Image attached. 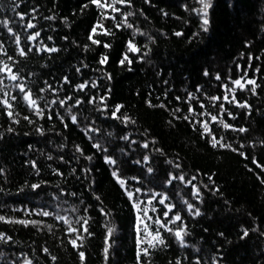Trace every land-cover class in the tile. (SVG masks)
Here are the masks:
<instances>
[{
    "label": "trees",
    "instance_id": "16d2710c",
    "mask_svg": "<svg viewBox=\"0 0 264 264\" xmlns=\"http://www.w3.org/2000/svg\"><path fill=\"white\" fill-rule=\"evenodd\" d=\"M15 4L19 7L13 11ZM115 7L120 11L99 9L90 0H0V21H8L7 27L0 24V46L7 53L0 54V61L18 74V82L32 91L44 110L43 118L33 115L21 99L18 82L0 74V87L19 113L15 124L0 114V215L39 222L35 227L0 222V232L9 238L0 240V264H80L78 250L85 252L84 264H105L107 227L114 229L108 264H137V216L143 213L133 208V202L147 209L139 224L140 247L149 251L141 256L143 264H176L177 260L181 264H264V171L253 163L254 158L264 166V0H212L207 32L201 31V18L192 11L201 7L196 0H131V7ZM101 12L114 19L102 20L103 28L93 36L101 43L95 45L88 37L101 21ZM128 12L133 13L127 19L133 27H118L121 14ZM29 21L36 27L25 28ZM103 29L112 34H103ZM35 32L40 36L29 40ZM17 35L21 48L33 49L24 58L17 55ZM130 40L141 49L139 53L128 49ZM105 43L111 47L105 48ZM45 47L59 51H36ZM125 53L132 63L122 66L119 62ZM105 55L107 61L101 65ZM245 73V80L254 79L259 85L255 95L249 91L251 85L241 90L232 84ZM85 82V89L76 87ZM92 82L97 87H91ZM48 85L51 89L41 92ZM189 94L194 99L189 100ZM225 95L229 100L235 95L236 102L225 101ZM12 96L17 99L12 101ZM101 96L106 97L104 103ZM67 97L72 99L63 107L51 103ZM92 97L95 103L88 102ZM76 100L82 103L76 105ZM237 102L249 107H238ZM117 105L123 106L117 113L120 119L112 117ZM6 111L0 105V113ZM71 115L77 117L76 124ZM124 116L134 123H125ZM212 116L217 120L212 121ZM220 120L231 128L225 129ZM205 123L211 135H202ZM88 128L95 131L86 133ZM212 136L231 147L213 148ZM93 143L107 151H98ZM145 143L147 148L142 146ZM77 145L83 156L75 151ZM105 156L116 161L126 188L112 177ZM32 184L41 186L33 190ZM193 186L199 190L197 197ZM129 191L133 201L126 194ZM164 197L162 205L159 200ZM187 204L201 214H190ZM165 205L173 206L169 217H182V222L167 226L185 228L187 247L152 223L164 221ZM37 210L53 215L24 214ZM58 216L67 217L78 231L69 233V225ZM85 217L91 236L81 228ZM156 230L165 244L149 248L155 241L147 233ZM80 234L85 237L83 247L73 249L69 241Z\"/></svg>",
    "mask_w": 264,
    "mask_h": 264
},
{
    "label": "snow or ice",
    "instance_id": "6c2138e0",
    "mask_svg": "<svg viewBox=\"0 0 264 264\" xmlns=\"http://www.w3.org/2000/svg\"><path fill=\"white\" fill-rule=\"evenodd\" d=\"M13 2L15 3V0H13ZM90 2L92 4H95L99 9H111L113 12H119L120 11L119 8L115 7L116 4L127 5V6L131 7V0H110V2H109V0H90ZM146 2H148V0H146ZM196 2L198 4H200L201 7L193 9L192 11L196 12V14L198 16H200V18H201V25H200L201 31L207 32L209 30L208 29V25H209L208 10L212 6V0H196ZM16 7H19V5L15 4V7L13 8V11H15ZM85 7H87V5H85ZM121 15H122L123 19H122V21H120V23L117 26L119 27L122 24L124 27L132 28L133 25L130 24V23H127V19H128L129 16H132L133 13L132 12H128L126 14L122 13ZM101 17H102L101 21L98 22L97 25L94 26L91 29L92 35H90L88 37L89 40L91 41V43L95 44V45H99L101 43V41H98V40L94 39L93 36L99 34L97 32V28H103L102 20L103 19H114V17H106V16H104L103 12H101ZM20 19L21 20L24 19V16L22 14L20 15ZM47 19H54V17H47ZM0 24H3L4 27H7L8 26V21H6V20L0 21ZM35 27H36V25L31 23V21H29L25 25V28H27V29H32V28H35ZM8 30H9V33H11V29L9 28ZM103 34L110 35L112 33H111V31L109 29H103ZM139 34L140 35H144V33H139ZM134 35H135V33H134ZM175 35L180 36V35H182V33L177 32V33H175ZM194 35H198V33L194 34ZM39 36H40V33L39 32H35L34 34L30 35L28 37V39L29 40H36ZM49 39H51V37H49ZM149 39H151V38H149ZM152 42L154 43V41H152ZM16 44H17V55L20 56L21 58L26 57L29 52L33 51L32 48H28L25 51L23 48L20 47V37L18 35L16 36ZM104 47L105 48H109V47H111V45L105 43ZM145 47H147V45H145ZM128 49L131 52H133V53H139L141 51L140 48L135 46V44H134V42L132 40H130L128 42ZM36 51L37 52L46 51V52L53 53V52L59 51V49H57L55 47H52V48L45 47V48H42V49L41 48H37ZM0 54L7 55V53L3 51L2 46H0ZM147 54H148L147 52L143 53V55H145V56ZM8 59L12 60L13 58L11 56H9ZM249 59H251V57H249ZM106 61H107V56L105 55V56H102V58L99 61V63L101 65H103L104 63H106ZM125 62H127L128 64L132 63V61L129 58V56L127 55V53H125L123 59L120 60L119 63L123 66L125 64ZM77 71L79 72L80 69L78 68ZM129 71H131V68H129ZM257 71H259V69H257ZM0 74L6 75L7 79H9L10 81H13V82H18L20 80V77L18 76V74L14 73L12 71V68L7 63H5L3 61H0ZM204 74L208 75L207 72H205ZM106 75H108V74L106 73ZM246 76H247V74L245 73V75L242 76L240 79H236V80L232 81V84L235 85L236 87H238L241 90L245 89V85L246 84L247 85H251L252 87H251V89H249V91H251V93L253 95H255L256 94V88L259 87V85L257 84L256 80H254V79H246L245 80ZM108 78L111 79L110 75H108ZM216 79L219 80L220 77L217 76ZM242 80H244V83H242ZM68 82H69L68 79L65 78L64 79V83H68ZM45 83L47 84V82H45ZM2 85H3V80L0 79V86H2ZM87 86H88L87 82H85L83 84L77 85L76 87L78 89H80V90H83ZM16 87L19 89V92L22 94L21 99L27 105L28 110L33 115H36L38 118H43L44 117V110L39 106L37 100L33 98L34 94L32 93V91L31 90H27L23 83H19V82L16 83ZM91 87H93V88L97 87L96 83L92 82ZM49 89H51V85H48L46 89H41V92L47 91ZM52 91H53V94H55V90L52 89ZM0 92L3 93V98H0V105H3L4 109L7 110L6 113H0V114H6L8 116V118L11 120V122L14 123V124L15 123H19V120L15 118V117L19 116V113L13 111V105H12V103H10V100H9V93L4 90V87H0ZM228 92L234 93L235 89L234 88H228ZM16 99L17 98L15 96L11 97L12 101H15ZM40 99L43 100L44 97L41 96ZM70 99H72V97H67L66 99H61V100H58V101L57 100H53V101H51V103L52 104L59 103L60 107H63L66 104L67 100H70ZM99 99H100V103H104V100L106 99V97L101 96ZM177 99H179V97H177ZM188 99L192 100V99H194V97L191 94H189ZM210 99L211 100H218L219 97H211ZM95 100H96V97H92V99H90L88 102L89 103H95ZM224 100L227 101V102H230V103L231 102H236V97H235V95H233L232 99L229 100L228 95H225L224 96ZM81 103H82V101L76 100V105H79ZM159 106L160 107H164V105H162V104L159 105ZM237 106L241 107V108H248L249 107V105L247 103L240 104L238 102H237ZM122 107H123L122 105H117L116 106L115 110L112 112V117L114 119H120V117L117 116V113L120 112V109ZM149 107H155V105L149 104ZM201 107H204V106L201 105ZM68 111L70 113L71 109L69 108ZM176 111H180V109H176ZM221 111H224L223 105H221ZM192 112H193V109L191 107H189V113H192ZM57 115L59 116V113H57ZM229 115H231V114L229 113ZM60 118H61V122L63 123V117H60ZM183 118L185 120H189L190 119L189 116H184ZM23 119L27 120L29 124L33 123V121L29 118V116H24ZM48 119H52V117L48 116ZM211 119H212V121H216L217 117L216 116H212ZM123 120H124L125 123H128V122L134 123V121H130V118L127 117V116H124ZM71 121H72L73 124H76L77 123V117L75 115H71ZM219 123L222 124L225 129L231 128V125L224 123L223 120H220ZM65 127H67V125H65ZM201 127L204 129V132H203L202 135H211V132L209 130L208 124H206V123L202 124ZM36 130H37V132H40L41 134H43V132H42V130L40 128H37ZM233 130H235V129H233ZM9 131H12V129L9 128ZM92 131H95V129L88 128L86 130V133L87 132H92ZM238 131L244 132V131H246V129L240 128V129H238ZM89 139L91 140L92 137L89 136ZM123 139L127 140L128 136H124ZM132 143H136V142L132 141ZM210 143H211V146L213 148H215L217 146H219L221 148H226V147L230 148L231 147L230 145L222 144L220 142V140H218L215 136H212ZM92 146H93V148L97 149L98 151H105V152L107 151V149L106 148H102V146L99 143H93ZM142 146L144 148H147L148 144L145 143ZM241 147H243V145H241ZM232 150L236 151V149H232ZM75 151L79 152L82 156L84 155L83 150L78 145L76 146ZM240 155H244V154L240 153ZM48 158L52 159L51 156H49ZM84 158L89 160V161L92 160L91 156H85ZM104 161H105V163H107L110 166H112V173L111 174H112V177L116 180V183L119 184L122 189L126 188L125 180L120 177L119 171L115 167L116 161L114 159H112L110 156H105L104 157ZM147 161H148V157L145 156L144 157V162L147 163ZM137 163H139V161H137ZM253 163L256 164L257 167L261 168L262 171H264V166H262L259 163H257V161L254 158H253ZM32 167L36 168L35 162L32 163ZM73 171H75V170H73ZM85 171L87 172L89 170L85 169ZM150 171H151V169H149V172ZM0 174H2V171H0ZM56 174L57 175H62V173H59V172H57ZM178 179L181 180L182 182H184V177L183 176L178 177ZM193 179H195V177H193ZM209 179H211V177H209ZM170 182L171 181H169V183ZM187 183H191V181H188ZM40 186H41L40 184H32L31 188L33 190H36ZM21 190H23V189H21ZM0 191H2V189H0ZM136 191L139 192L140 190L137 189ZM126 194L128 195L129 200L133 201V194L130 191L126 192ZM193 195H194V197L199 196V190L195 186H193ZM97 199H99V197H97ZM166 199H167V197H164L163 199H160L159 203L162 204V205L165 204V200ZM185 203H187V202H185ZM148 204L151 205L152 201L149 200ZM165 207L167 208V211H165L163 213V216H164V221L163 222H161L159 219L152 220L151 217H148V219L152 220V223L158 224L160 228H163L165 231H168L169 233L174 235L176 240H177V242L179 243V245L181 247H187V245H186V243L184 241V237L186 235H188V233L185 230V228L183 226H180V227H178L176 229H172V228H169L167 226L168 223L176 224L177 222H182V217L179 214H175L172 217H169V213L172 212L173 206L165 205ZM187 207H188V210H189L190 214H194V216H199L201 214L199 209H195L194 212H193V205L192 204H187ZM133 208L140 210V212L143 213V216H147V209H141L139 202H133ZM151 210L152 211H156V209L154 207ZM13 211H19V209H13ZM101 211L103 212V210H101ZM24 214L25 215L35 214V215H41V216H44V217H48L50 215H53V213H51L48 210H37L34 213H29V212L25 211ZM143 216H141V215L137 216V236H138V239H137V264H143V262L141 260V256L142 255L143 256L149 255L148 248H141L140 247V245L143 243V240L140 238L141 229L139 228V224L144 222L143 221ZM57 219L58 220H63L66 224L69 225V228H68L69 233H73V232H77L78 231L76 228L72 227V222L67 217H59L58 216ZM82 220H83V223L81 224V228L83 229V233L87 234L88 236H91L92 233L89 231V228L87 227L88 219L85 217V218H82ZM0 222H3L5 224L23 225L24 227H28L29 225H32L33 227H35V226H37L39 224L38 221H30V220H24V219H14V218H11V217H6L4 215H0ZM77 223H80V221L78 220ZM147 227H149V225L145 224V228H147ZM113 233H114V229L112 227H107L106 237H105V242H104L105 243V247L103 249L105 264H108L109 249L111 247L110 238L113 235ZM147 235H151L153 241H155V243H151V242L149 243V248H154V247H156L157 244H159V245H164L165 244V240H164V238L161 237L160 232L158 230H156L154 232H151V233H147ZM247 235H248V232L244 231L243 236H247ZM84 238H85L84 235L80 234V235H77L74 239L70 240L69 243L72 245L73 249H77L78 250V249L83 247V242L82 241L84 240ZM241 238H243V237H241ZM7 239H9V238H6L4 233L0 232V240H4L6 242ZM77 241H81V243L78 244ZM44 251L47 252L48 250L44 249ZM77 255L79 257L80 264H84L85 259H86L85 252L78 250L77 251ZM52 259L55 260V257H53ZM26 264H31V261H26ZM176 264H181V262L179 260H177ZM196 264H200V262L197 261Z\"/></svg>",
    "mask_w": 264,
    "mask_h": 264
}]
</instances>
